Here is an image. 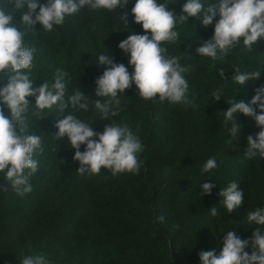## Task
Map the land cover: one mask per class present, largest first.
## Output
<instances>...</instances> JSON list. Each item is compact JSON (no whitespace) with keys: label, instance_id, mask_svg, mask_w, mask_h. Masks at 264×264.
I'll use <instances>...</instances> for the list:
<instances>
[{"label":"trees","instance_id":"1","mask_svg":"<svg viewBox=\"0 0 264 264\" xmlns=\"http://www.w3.org/2000/svg\"><path fill=\"white\" fill-rule=\"evenodd\" d=\"M158 2H169V8L180 15L186 0ZM134 3L130 0L126 9L127 27L120 20L124 11L120 8L85 7L66 16L51 32H44L39 24L27 32L25 44L36 49L30 77L34 86L53 81L61 69L69 74L65 100L74 89L97 99L94 82L107 67L96 63L101 54H111L131 73L129 57L118 44L131 32L143 34L142 26L133 22ZM15 19L19 20L18 13ZM214 23L205 27L189 17L175 28L179 39L162 45L188 69L183 73L192 101L188 106L160 102L158 97L144 100L133 85L119 96L118 116L101 120L94 109L69 108L60 113L53 106L43 111L41 120L33 115L35 98H28L27 131L41 136L43 151L33 157L38 167L29 179L30 193L19 195L0 173V264H21L24 256L41 254L51 264H200L201 251L215 249L219 254L228 231L250 239L256 227L264 230L247 221L248 212L264 208V158L259 153L245 156L247 137L255 138L261 128L253 118L237 113L241 129L238 139H232L228 129L234 121L224 120L231 99L250 101L254 89L264 85V38L251 51L241 38V44L222 59L199 56L196 48L211 38ZM236 68L261 74L239 85L232 79ZM6 83L7 75L0 73V87ZM217 89H222L219 101L212 95ZM253 107L259 114L258 106ZM67 114L91 123L97 132L104 124H126L144 146L139 172L112 176L102 168L98 175L80 176L67 137L54 138L56 120ZM209 158L216 159L217 167L202 174ZM205 182L216 184L210 195L202 194L200 186ZM231 182L243 190L244 200L228 213L219 192ZM213 206L217 216L210 214ZM161 215L162 223L157 219ZM245 251L251 254V246Z\"/></svg>","mask_w":264,"mask_h":264},{"label":"clouds","instance_id":"2","mask_svg":"<svg viewBox=\"0 0 264 264\" xmlns=\"http://www.w3.org/2000/svg\"><path fill=\"white\" fill-rule=\"evenodd\" d=\"M130 0H0V73L7 75V83L0 87V173L19 195L32 191L30 177L37 171L38 161L34 154L42 152L40 135L29 134L26 113L29 111V97H34L36 111L33 115L43 120L45 109L57 106L60 113L71 108L88 112L94 109L101 120L119 115V96L135 85L136 95L144 100H167L174 104H192L187 96L188 82L183 73L180 58L168 55L162 45L174 43L179 39L175 30L178 23H184L189 17L201 21L207 27L214 23V33L196 48L199 56L213 60L227 56L231 49L241 44L251 51L253 45L264 38V0H218L217 3L204 4L202 0H186L182 5V14L177 15L169 8V2L158 0H135L131 8L133 22L142 26L143 34L129 33L120 41L118 48L126 54L128 65L115 63L113 56L101 54L96 63L106 65L102 75L95 80V96L90 99L80 89L65 100L68 73L58 69L53 81H45L34 86L31 79L36 49L25 44V35L36 30V25L44 32H51L54 26L62 25L66 16L78 13L82 8L90 10H115L120 8L123 14L120 20L127 27L129 12L126 10ZM19 14V20L15 17ZM218 16V19H217ZM39 29V30H40ZM232 79L239 85L255 81L261 72H240ZM221 77L224 71H219ZM250 101L231 99L230 107L224 112V120L234 121L228 129L232 139H238L241 125L236 114L251 117L261 130L253 138L247 137L245 156L255 157L257 153L264 158V85L254 89ZM217 101L221 99L222 89L213 94ZM83 101V102H81ZM33 105V104H31ZM258 106L259 114L256 108ZM54 127L58 129L54 138L67 137V142L75 150L74 161L79 162L77 173L80 176L98 175L101 169H107L112 176L122 173L137 174L141 161L139 154L144 146L140 138L126 124H104L103 131H94L87 123L73 114L58 118ZM231 143V140H230ZM84 150L81 151V146ZM217 167L215 158H209L201 172L207 173ZM27 170V171H26ZM3 187V186H0ZM203 195H210L216 184L205 182L200 186ZM6 190V188L4 189ZM201 195V194H200ZM219 196L228 213L238 209L244 200V192L236 182L221 188ZM212 216L218 215L217 207L210 209ZM157 219L162 223L164 217ZM248 223L264 226V208H256L247 213ZM251 246V254L245 248ZM200 264H264V230L256 227L250 239H241L235 230L228 231L222 237L219 254L215 249L199 253ZM21 264H51L43 254L24 256Z\"/></svg>","mask_w":264,"mask_h":264}]
</instances>
